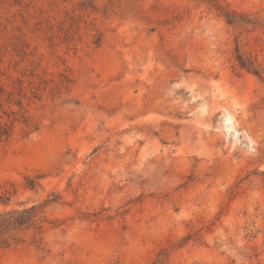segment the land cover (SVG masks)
<instances>
[{
  "label": "rangeland",
  "instance_id": "1",
  "mask_svg": "<svg viewBox=\"0 0 264 264\" xmlns=\"http://www.w3.org/2000/svg\"><path fill=\"white\" fill-rule=\"evenodd\" d=\"M264 0H0V264H264ZM39 183L27 186L29 180Z\"/></svg>",
  "mask_w": 264,
  "mask_h": 264
},
{
  "label": "trees",
  "instance_id": "2",
  "mask_svg": "<svg viewBox=\"0 0 264 264\" xmlns=\"http://www.w3.org/2000/svg\"><path fill=\"white\" fill-rule=\"evenodd\" d=\"M215 8L219 12V15H221L229 25H264V20L248 17L243 13L224 8L220 5H215ZM234 51V60L239 68L245 69L258 77H263L264 69L257 62L256 58L241 52L238 44L235 45ZM2 134H6V129L0 127V136ZM36 185H39V183L33 179L29 180V183H27V186L30 188H34ZM58 198V196L54 195L52 198L46 199L43 204H33L21 209H11L0 212V245L8 246L12 241L20 240L17 233L21 230L30 227L40 229L42 225L38 223L44 221L43 217L40 216V207L48 203L57 202ZM157 262L158 264H162V260H158Z\"/></svg>",
  "mask_w": 264,
  "mask_h": 264
}]
</instances>
